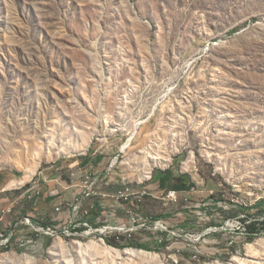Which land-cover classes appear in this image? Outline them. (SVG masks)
<instances>
[{
  "label": "rangeland",
  "instance_id": "374dc122",
  "mask_svg": "<svg viewBox=\"0 0 264 264\" xmlns=\"http://www.w3.org/2000/svg\"><path fill=\"white\" fill-rule=\"evenodd\" d=\"M84 176L167 232L29 244ZM260 200L264 0H0V264H264Z\"/></svg>",
  "mask_w": 264,
  "mask_h": 264
},
{
  "label": "built area",
  "instance_id": "2783aa9c",
  "mask_svg": "<svg viewBox=\"0 0 264 264\" xmlns=\"http://www.w3.org/2000/svg\"><path fill=\"white\" fill-rule=\"evenodd\" d=\"M80 192L73 196L71 200H62L60 204L54 207L56 216L64 210H68V218L58 225L40 226L31 218L26 217L21 224L29 229L33 238L27 241L34 244V241H40L45 236H63L72 238L79 236L78 230L84 228L85 234L88 236L100 234L101 241L104 243L110 240L115 243H128L133 237L141 232L147 231L151 233H165L167 227L161 220H153L139 213V203L146 194L142 192L137 194L132 188H122L123 197H115V200L109 201V208H103L101 214L97 217L91 216V209L88 207L89 201L96 197V191L106 188V182H102L101 186H94V178L84 176L79 183ZM58 192H54V195ZM175 192H169L167 198L174 197ZM121 214V216L119 215ZM93 218V220H91ZM94 221V225H92ZM100 224L98 228L93 226ZM13 234L10 232L0 231V249H7L11 246ZM155 240L159 243L162 239L158 236Z\"/></svg>",
  "mask_w": 264,
  "mask_h": 264
},
{
  "label": "crops",
  "instance_id": "0c3cea01",
  "mask_svg": "<svg viewBox=\"0 0 264 264\" xmlns=\"http://www.w3.org/2000/svg\"><path fill=\"white\" fill-rule=\"evenodd\" d=\"M107 185V184H106ZM59 188H58V191L57 190H53L52 192H60V194H61V197L63 196H65L64 198H62V199H64V200H71L72 198H73V196L74 195H76V194H78L79 192H80V187H79V185L78 186H76V185H70V184H67L66 182H60L59 183ZM129 188H131V187H129ZM106 189L108 190V192H109V187H107L106 186ZM119 189H121V188H119ZM150 189V188H149ZM154 193L155 192H149V195H151L152 197H154ZM146 201V200H145ZM145 201H144V203H145ZM91 202V201H90ZM89 202V204H88V207H90V208H92L91 209V212L92 211H94V212H97V211H100V213H101V211H102V209L103 208H109V206L111 205L110 204V202L109 201H105V202H103V201H99V202H96L95 204H93V205H91V203ZM147 202V201H146ZM141 209H143L145 212H147V210H145L144 209V207H142ZM43 214H44V211H41ZM42 214V215H43ZM68 216H69V212H68V210H64L61 214H59L58 216H55V217H52L51 219H50V221H51V223L53 224V225H58V224H60V223H63L67 218H68ZM120 216H121V214H120ZM93 223H94V221H93ZM140 233V232H139ZM139 233H137L135 236H134V238H137V237H139L140 236V239H136L138 242H139V244H141V243H143V244H146V243H148V241H149V239H148V237H144V236H142L141 234H139ZM142 244V245H143Z\"/></svg>",
  "mask_w": 264,
  "mask_h": 264
},
{
  "label": "trees",
  "instance_id": "16d2710c",
  "mask_svg": "<svg viewBox=\"0 0 264 264\" xmlns=\"http://www.w3.org/2000/svg\"><path fill=\"white\" fill-rule=\"evenodd\" d=\"M262 205H264V200H260L255 204V206ZM241 221L242 224H244L243 226L246 230V236L248 237V240H252L256 236H264V217L261 220L260 218L250 219L249 216H246V218L242 219ZM139 248L142 249V247Z\"/></svg>",
  "mask_w": 264,
  "mask_h": 264
},
{
  "label": "bare ground",
  "instance_id": "6f19581e",
  "mask_svg": "<svg viewBox=\"0 0 264 264\" xmlns=\"http://www.w3.org/2000/svg\"><path fill=\"white\" fill-rule=\"evenodd\" d=\"M128 145V144H127ZM127 145L123 148L125 149L127 147ZM128 188V187H126ZM104 197H107V194L106 195H103ZM109 196V195H108ZM111 199H114L115 200V197H123V189H119L116 193L112 194L111 196H109Z\"/></svg>",
  "mask_w": 264,
  "mask_h": 264
}]
</instances>
